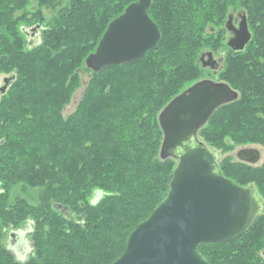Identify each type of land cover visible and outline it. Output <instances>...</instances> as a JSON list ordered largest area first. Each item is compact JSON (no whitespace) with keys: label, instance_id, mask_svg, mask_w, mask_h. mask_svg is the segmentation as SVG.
Segmentation results:
<instances>
[{"label":"trees","instance_id":"trees-1","mask_svg":"<svg viewBox=\"0 0 264 264\" xmlns=\"http://www.w3.org/2000/svg\"><path fill=\"white\" fill-rule=\"evenodd\" d=\"M136 1L0 0V72L15 76L0 98V264H110L123 253L166 197L177 164L159 157L158 113L202 79L199 55L222 43L229 13L245 12L252 37L243 51L257 56L229 58L225 70L239 89L227 84L238 99L198 134L208 147L225 139L264 147V63L256 60L264 58V0H151L157 46L130 64L90 71L74 111L63 115L82 87L86 57ZM32 26L41 32L29 43L22 27ZM248 168L264 200V160ZM19 230L31 243L23 260L7 246ZM262 249L264 216L233 241L199 246L209 264H264Z\"/></svg>","mask_w":264,"mask_h":264},{"label":"water","instance_id":"water-1","mask_svg":"<svg viewBox=\"0 0 264 264\" xmlns=\"http://www.w3.org/2000/svg\"><path fill=\"white\" fill-rule=\"evenodd\" d=\"M151 0L129 4L114 18L86 64L100 67L133 62L155 48L161 38L148 16ZM239 28L228 42L233 52H242L251 41L244 13ZM232 15L226 27L231 31ZM28 35V33H27ZM207 57L208 61L203 62ZM200 64L216 69L211 51L199 55ZM13 78H9V83ZM5 89H1L3 94ZM0 94V98H1ZM237 93L225 82L200 79L176 95L159 114L163 140L161 160L177 161L166 197L129 234L123 253L110 264H209L199 246L227 243L243 236L264 213V200L255 186H239L218 170L217 154L198 138L219 105L235 100ZM236 157L249 164L261 158L257 148H241ZM101 195L96 191L93 202Z\"/></svg>","mask_w":264,"mask_h":264},{"label":"rangeland","instance_id":"rangeland-1","mask_svg":"<svg viewBox=\"0 0 264 264\" xmlns=\"http://www.w3.org/2000/svg\"><path fill=\"white\" fill-rule=\"evenodd\" d=\"M19 14H15V15L20 16ZM28 17H29L28 19L31 20V18H30L31 15H28ZM21 25H23V24H21ZM22 29H23V27H22ZM214 32H215V30L213 31V33ZM35 34H36V32L32 31V30L28 32V36L27 37L30 38L29 43H34V41L36 40ZM228 37H229V34L224 29L223 35L219 38L220 41H222V43L219 44L218 47L214 50L216 57H222V55H223L225 57V59H226L222 70L218 73L217 76H214L213 74H211V72L209 70H205L204 69L202 71V73H201L200 78H202V79L208 78V79H212V80H215V81L223 80V82L226 81V83H228L232 88H235L236 84L233 83V82H235V80H234L235 77H233L231 74L227 73V70H225V66L227 65V62L229 61V58L230 57H234L232 55L227 56V52L229 51V47L226 45V41H227ZM252 47H254V45ZM247 52L245 53L243 51V53H244L243 55L246 58L250 59V58H253V57L257 56V54L255 55V54L247 53ZM256 60L260 61L259 62L260 65L262 63H264V58L263 57H260V58H258ZM120 65H123V64H120ZM90 71L91 70H89L87 68L86 69L85 68L79 69V73H80L81 79H82V87L73 95V98L71 99L70 103L64 108V110H63V115L64 116H67L69 113L74 111L75 106L77 105V102L79 101V99H80V97L82 95V89L85 86V83H86V81L88 79V75H89ZM222 71H224V72L221 74ZM3 76H4V73L0 72V86L2 85V77ZM236 88L239 89L238 87H236ZM208 145L217 154V163H218L219 172L223 176L227 175L228 177H230L231 178V179L229 178L230 180H232V179L236 180L240 185H243V186H248L249 185L248 181L246 180V177L249 175L248 171L250 172V170H249L250 168H248V166L249 167H253V168L258 167V166H260L262 164V162L264 160V147L262 145H260V144L252 143V144H249V145L248 144L242 145V144H237L234 141H231V139H225V140H222V143L218 147H214V146H212L210 144H208ZM244 147H255V148H257L260 151L261 158L258 161V163H256L255 165H249L247 162L241 161V160H239L236 157L237 150H239L240 148H244ZM31 194L34 196L35 192L32 191ZM23 236L24 235H23L22 232H20V230L19 231H13V232L10 231L8 233V235H7V246L9 248L13 247L11 249L17 255H21L22 254L21 255L22 256V260L25 259V257L28 255V253H29V251L31 249V243L27 242V235L25 234V237H23ZM262 250H264V249H262ZM261 251L258 252L259 255L261 254ZM262 261H264V260H262Z\"/></svg>","mask_w":264,"mask_h":264},{"label":"bare ground","instance_id":"bare-ground-1","mask_svg":"<svg viewBox=\"0 0 264 264\" xmlns=\"http://www.w3.org/2000/svg\"><path fill=\"white\" fill-rule=\"evenodd\" d=\"M137 1H139V0H137ZM136 1V2H137ZM134 3V2H133ZM124 12V11H123ZM241 13V12H240ZM244 13V17H245V12H242L241 14H243ZM122 14V13H121ZM232 15V14H231ZM149 16V15H148ZM229 16V15H228ZM150 18V17H149ZM151 19V18H150ZM228 19V18H227ZM240 20V19H239ZM239 23H240V21L238 22V25L237 26H234L233 25V23H231V31H229L228 29H227V27H226V24H227V20H226V22H225V26H224V29L227 31V33L229 34V38L227 39V41H226V45H228V42L230 41V39L233 37V31L232 30H234V29H238L239 28ZM110 24V23H109ZM108 27V26H107ZM26 31L27 33L29 32V31H35L36 32V34H35V37H36V40L35 41H39V26H32V27H24L23 28V31ZM106 30H107V28H106ZM105 30V31H106ZM24 31V32H25ZM105 33V32H104ZM103 33V34H104ZM25 35V34H24ZM28 36V35H27ZM103 36V35H102ZM25 37H26V35H25ZM27 38V37H26ZM102 38V37H101ZM28 39V38H27ZM100 41V40H99ZM99 43V42H98ZM98 45V44H97ZM97 47V46H96ZM229 47V46H228ZM205 51H211V50H205ZM232 51V50H231ZM212 52V51H211ZM213 53V52H212ZM90 55V54H89ZM88 55V56H89ZM87 56V57H88ZM87 57H86V59H87ZM86 59H85V66L89 69V70H91V71H93V72H99V71H101L102 69H104V68H106V67H110V66H114V65H110V66H104V67H100L99 68V70L98 71H94L92 68H89L88 66H87V64H86ZM205 59V58H204ZM131 62H125V63H120V64H130ZM120 64H117V65H120ZM199 65H200V67L201 68H203V69H208V70H211V68H210V66L209 65H204V64H200L199 63ZM14 75H6V76H3L2 77V85L0 86V94H1V89H5V91H4V93L3 94H1V96H3V95H5L6 94V92H7V90H8V88L10 87V85H11V83L13 82V80H14ZM9 78H13L12 80H10L9 81V83L8 82H6V80H8ZM198 81V80H197ZM196 81V82H197ZM218 82H223V81H218ZM192 85V84H191ZM186 89V88H185ZM233 90V89H232ZM234 91V90H233ZM236 92V91H235ZM237 93V92H236ZM238 96H239V94L237 93V98L235 99V100H232V101H229V102H227V103H225V104H228V103H231V102H233V101H236L237 99H238ZM170 102V101H169ZM168 102V103H169ZM167 103V104H168ZM166 104V105H167ZM225 104H223V105H225ZM165 105V106H166ZM164 106V107H165ZM221 105H219L217 108H215V110H217L219 107H220ZM163 107V108H164ZM163 108L160 110V112L163 110ZM215 110L213 111V113L215 112ZM160 112L158 113V116H157V120H158V123H159V114H160ZM212 113V114H213ZM210 119V118H209ZM207 123V122H206ZM205 123V124H206ZM160 124V123H159ZM205 124L202 126V127H204L205 126ZM201 127V128H202ZM161 128V127H160ZM200 128V129H201ZM199 129V130H200ZM162 131V130H161ZM198 133H199V131H198ZM162 134H163V132H162ZM198 138L201 140V141H203L200 137H199V134H198ZM162 140H163V138H162ZM204 142V141H203ZM162 143V142H161ZM205 143V142H204ZM208 148H210V147H208ZM244 148H248V147H244ZM251 148V147H250ZM252 148H255V147H252ZM211 149V148H210ZM241 149V148H240ZM213 152H215L213 149H211ZM238 151V150H237ZM216 153V152H215ZM249 164V163H248ZM177 165V164H176ZM249 165H255V164H249ZM176 167V166H175ZM175 169V168H174ZM250 185H252V184H250ZM249 186V185H248ZM254 186V185H253ZM244 187H247V186H244ZM95 194V193H94ZM94 197V196H93ZM92 202H93V199H92ZM264 214V213H263ZM260 216V215H259ZM256 220V219H255ZM254 223V222H253ZM253 225V224H252ZM252 227V226H251ZM250 227V228H251Z\"/></svg>","mask_w":264,"mask_h":264},{"label":"flooded vegetation","instance_id":"flooded-vegetation-1","mask_svg":"<svg viewBox=\"0 0 264 264\" xmlns=\"http://www.w3.org/2000/svg\"><path fill=\"white\" fill-rule=\"evenodd\" d=\"M229 14H232V23L234 26H237L238 25V22H239V14H241L240 12H237V13H229ZM243 15V14H242ZM39 31L41 32V28L39 29ZM229 38V37H228ZM213 52V59L216 60L217 64L216 65V69H211L209 70L211 72V74H213L214 76H217L218 73L222 70L223 68V65L226 61L225 57L222 55V57H216L215 56V52ZM229 55H232V56H240L238 53H235V52H232L231 49L229 48V51L227 52V56ZM208 58L205 57V59L203 60V62H206L208 61L207 60ZM205 70H208V69H205ZM208 79V78H207ZM212 80V79H211ZM237 153V152H236ZM260 216H264V214H261ZM262 257H264V252H262Z\"/></svg>","mask_w":264,"mask_h":264}]
</instances>
